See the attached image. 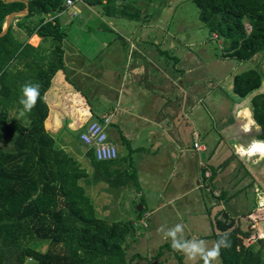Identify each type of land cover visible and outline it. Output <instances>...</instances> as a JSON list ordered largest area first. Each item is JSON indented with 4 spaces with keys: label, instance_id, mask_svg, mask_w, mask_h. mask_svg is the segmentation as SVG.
Instances as JSON below:
<instances>
[{
    "label": "crops",
    "instance_id": "0c3cea01",
    "mask_svg": "<svg viewBox=\"0 0 264 264\" xmlns=\"http://www.w3.org/2000/svg\"><path fill=\"white\" fill-rule=\"evenodd\" d=\"M144 2L147 4V1L139 0L130 9L128 17L121 16L117 9L109 14L101 4L92 5L86 0L84 4H77L50 18L59 20L65 35L60 43L62 67L55 71L45 93L49 109L45 129L57 146L91 175L93 166L87 156L91 148L80 141L79 135L90 122H102L104 116H111L108 142L117 148V157L107 170L111 172L110 179H114V184L101 180L87 185L84 179L81 180L97 214L104 219L111 217L117 221L135 222L131 216V204L134 203L138 212H142H137L139 217L157 216L159 225L168 227L178 222H172L170 217L165 220L160 212L170 208L175 210L172 214L176 216L174 204L178 200L179 215L186 219L179 221L185 225L187 238L198 233L201 236L196 239L212 240L214 244V224L216 219L224 220L222 211L231 218L229 210H234L237 218L231 219L236 227L245 230L249 224L242 218L258 207H264L260 201L262 197L259 198V187L253 186V174L241 160L247 156L239 155V152L235 156L234 145L240 143H236L231 134L235 126L244 134L249 132L244 129L246 120L238 114L244 107L251 110V98L240 99L233 91L230 77V81L225 80L222 84L231 82L226 88V96L230 97V93L236 96L231 97L235 102L233 114L228 113L231 100L225 98L224 92L217 93L219 105L215 103L212 67L200 65L196 61L199 58L191 56L190 52L179 51L181 42L173 38L174 33H170L161 16L149 23V11ZM169 9L173 15L174 10ZM124 18L139 22L126 26L122 24ZM13 29L14 36L23 43L22 48L27 49L22 54V65L16 68L18 58L14 61L13 89L10 100L6 99L9 103L7 124L18 121L29 126V112L21 115L22 108H17L23 107L17 89L19 85L22 87L23 81L37 82L35 71L42 66L49 70L55 46L50 38L37 33L27 37L17 22ZM165 33L171 34L168 39H165ZM27 43L39 49L25 46ZM173 51L175 55H172ZM35 58L44 60L34 69L30 65ZM24 66L28 81L19 76ZM10 103L15 104L11 106ZM214 111H218L216 131ZM2 127L6 128V125ZM252 127L253 131L260 129L257 124ZM220 136L222 140L216 146ZM12 139V136L2 139L0 146L11 147ZM196 142L202 150L195 147ZM222 145L226 146V152L220 151ZM229 160L230 164L214 176V168ZM233 160L238 162L237 166ZM245 178H248L247 182ZM229 187L231 189L227 191ZM248 187V191L256 194L258 205L246 214L234 204L239 193H245ZM223 191L230 199L223 198ZM136 198L140 199L136 201ZM152 198L157 203L149 212L145 209ZM247 219L252 220L251 217Z\"/></svg>",
    "mask_w": 264,
    "mask_h": 264
},
{
    "label": "trees",
    "instance_id": "16d2710c",
    "mask_svg": "<svg viewBox=\"0 0 264 264\" xmlns=\"http://www.w3.org/2000/svg\"><path fill=\"white\" fill-rule=\"evenodd\" d=\"M87 1L92 5L101 4L109 14L117 9L121 16L128 17L130 9L139 0ZM193 1L201 22L212 35L216 34L225 42L222 58L239 62H252L258 57L264 60V0ZM29 2L31 13L16 18L8 33L0 38V142L13 138L11 149L0 146V264H27L30 261L33 264H132L136 258H142L138 253L129 258L131 244L138 242L139 226L136 223H139L98 216L81 184L82 179L87 185L101 180L114 184V179H110L112 174L107 170L113 161L97 160L90 149L87 156L93 171L88 175L77 160L57 146L45 129L49 114L45 93L55 71L62 67L60 43L65 35L59 20L50 18L65 10L67 0ZM26 8L24 2L5 3L0 0V33L11 13ZM15 22L27 37L37 33L50 38L55 46L49 70L42 66L35 71V80L41 85V96L35 108L28 113L29 126L18 121L7 124L9 103L6 99L10 100L13 89L10 72L16 65L14 61L27 49L22 48L23 43L14 36ZM247 25L250 26L249 31ZM25 46L39 49L28 43ZM43 60L35 58L30 67L39 68ZM233 91L242 100L251 98L252 111L248 107L240 110L241 118L246 120L244 129L250 131L256 124L260 127L256 137L259 141L241 152L246 151L245 155L251 157H264V151L256 150L258 146L264 149V142H261L264 141V68L261 63L235 75ZM229 163L230 160L214 168V176ZM247 176L250 175L247 173ZM222 195L224 199H230L226 191ZM233 197L234 194L231 195ZM221 216L224 220L216 219L213 238L216 241L219 234L227 232L231 241V247L221 249L223 264H264V230L258 232V223H264V207L252 211L249 215L251 225L245 230L236 227L226 212L222 211ZM255 225L256 229L253 228ZM256 241H261L259 246ZM165 249L173 250L166 243L157 253V258L164 255ZM176 256L183 264L182 256L179 253Z\"/></svg>",
    "mask_w": 264,
    "mask_h": 264
},
{
    "label": "rangeland",
    "instance_id": "374dc122",
    "mask_svg": "<svg viewBox=\"0 0 264 264\" xmlns=\"http://www.w3.org/2000/svg\"><path fill=\"white\" fill-rule=\"evenodd\" d=\"M144 1H147V4H145L144 2V5H145V8L148 9L149 11V17L147 18V21H149V23L152 19L156 20L161 16L162 18L161 20L162 21L165 20L166 25L170 29V33L171 34L174 33L173 38L178 39V41L181 42V46L178 47L179 51H183L184 54L190 52L191 56H195L201 59V60L199 59L196 60L197 62L200 63V65H204L205 67L207 66L212 67L213 74H214L215 103L219 105L218 103L219 96L217 93L224 92L225 98L229 102L231 100L230 110L228 111V113L233 114V107H234L233 105L235 104V102L232 101L231 97L234 98L236 96H234V93H230V97H227L226 92L228 91L226 90V88H228V85L233 81V78L236 74H239L250 68H254V66L257 65V63L259 64L261 63L262 68H264V60L258 57V58H255L252 62H239L234 59L222 58L221 55L224 54L225 42L221 38H219L216 34L212 35L208 27L205 26L201 22L200 17H199V10L193 0H153V1L144 0ZM162 4L163 5L166 4V5L161 6ZM169 8L174 10L173 15L169 12L170 11ZM166 9H168V11ZM138 22H139L138 20L132 21V19L124 18V20L122 21V24L127 26L130 24H138ZM247 30L248 31L250 30L249 25H247ZM170 33L164 34L165 39L169 38V36L171 35ZM70 34H72V32H70ZM150 34H153V33H150ZM165 49L167 50L168 48L166 47ZM174 53L175 52L173 51L172 55ZM22 64H23V55H20L17 59L16 68H18V66ZM11 74L13 75V71L10 72V76ZM19 74H20L19 76H22L24 80L28 81L27 69H25V66L19 71ZM230 77H232L231 82L225 83V85H223L222 82L225 80L227 82L230 81L229 80ZM24 83L25 82L23 81V84ZM218 84H219V87H218ZM21 88L22 87L19 85L17 89L20 96H21ZM18 98L20 100L21 97H18ZM17 108H23V107L17 106ZM217 112L218 111H214V114H213V117L215 120V125H214L215 131H216V127L218 124ZM238 115L239 117H241L240 112ZM219 123L221 125V120L219 121ZM239 124L241 125L240 121H239ZM235 128L236 126L231 129V134L233 133L232 137L235 139V142L240 143V145H236V146L234 145V149L236 151L235 156H236L238 152H239V155L245 154L246 151L241 152L243 150L242 146H244L246 149L251 147L252 144L255 142L256 137L260 132V129L258 130L255 129L253 131L254 128L251 126L250 131L244 134L242 132L243 130L235 129ZM225 137L228 138L227 135H225ZM213 138L215 140V137ZM221 140H222V136H220L216 146H218L219 141ZM261 142H264V141H261ZM209 144H211V142ZM224 144L226 145V143ZM216 146L213 149H215ZM6 147H9V146H6ZM11 148H12V145L10 149ZM256 150L264 151V149L261 146L256 147ZM220 151L226 152V146L222 145L220 147ZM245 156L247 157L243 159L241 158V160L244 162L245 167L250 172H252L251 174L254 175V176L252 175L254 179L253 186L259 187V190L261 191L259 198L262 197L260 201L264 205V194H263L264 193V157L257 155V157H254L253 159H251V156L249 155H245ZM215 163H217V161ZM232 163H234L235 166L238 165V162L236 160H233ZM247 179L248 178H245V182ZM229 189L231 188L230 187L227 188V191ZM136 199H137L136 201H138L140 198H136ZM235 200H236V203L234 205L237 208H240V210L245 211L246 214H248V212H251L258 205L256 194L248 190L245 193L243 192L239 193V196ZM156 203H157V200L155 198L148 200V205L145 210L151 212L152 207ZM136 207L137 206L134 203L131 204L132 219H134L136 222L139 223V229L137 231L138 242L131 244V247L129 248V258H131V256L133 255H136L137 253L142 255V258H136L135 260L132 261V264H180V261L176 256V254L178 253L180 254V252L174 249L173 250L165 249L164 255L161 258H157L156 255L161 249V247L164 246L166 243L172 246V242L171 240L169 241L164 240L162 234L158 232V229L163 225H159L157 216H153L152 218L142 219L141 217H139V214L136 211L138 207L137 208ZM174 207H176V212H177L176 216L172 214L175 210H170V208L162 209V211L160 212V216H162L165 220H166V217H170L172 222L181 223L179 220L185 221L186 219L183 216L179 215L181 211H180V203L178 200L174 204ZM101 211L105 212L107 210L101 209ZM229 211H230L229 213H230L231 218L233 219L237 218L234 210L230 209ZM247 218H249V215H245L242 218V221L245 223L247 222L248 224L251 225V220ZM144 221H146L148 224L146 228L143 226ZM258 224H259L258 231L261 233V231L264 230V223H258ZM174 225L175 224L172 223L171 225H168V227L170 228ZM166 226L167 225H165V227ZM192 234L194 235H192L190 239H196V238H199V236H201L198 233H192ZM206 241L209 247H211L212 242H214L212 240H206ZM260 243L261 241L255 242L257 246H259ZM43 249H45V247ZM181 256H182L181 259H182L183 264H185V262L186 264H192V262L188 261L182 253H181ZM27 264H33V263L30 261ZM195 264H203V261L197 260ZM213 264H223L222 258L219 256L217 260L213 261Z\"/></svg>",
    "mask_w": 264,
    "mask_h": 264
},
{
    "label": "clouds",
    "instance_id": "9594fccd",
    "mask_svg": "<svg viewBox=\"0 0 264 264\" xmlns=\"http://www.w3.org/2000/svg\"><path fill=\"white\" fill-rule=\"evenodd\" d=\"M41 85L38 82H25L21 88L20 104L23 106L21 115L31 112L41 96ZM158 232L162 234L164 240H171L172 248L182 253L188 261L195 264L197 260H202L203 264H212L221 255V249L231 247L229 233L219 234L214 244L209 247L204 239H189L185 233V225L177 223L172 227L161 226Z\"/></svg>",
    "mask_w": 264,
    "mask_h": 264
},
{
    "label": "built area",
    "instance_id": "2783aa9c",
    "mask_svg": "<svg viewBox=\"0 0 264 264\" xmlns=\"http://www.w3.org/2000/svg\"><path fill=\"white\" fill-rule=\"evenodd\" d=\"M86 0H67L65 3V9H73L77 4H84ZM111 122V116L106 115L103 121H92L80 133V141L91 148L97 160H113L117 157V148L108 142V132L107 128ZM195 147L198 150H202L201 145L197 142ZM137 226L139 224L136 223ZM143 226L146 228L148 226L147 222H143ZM256 229V225L253 227Z\"/></svg>",
    "mask_w": 264,
    "mask_h": 264
},
{
    "label": "water",
    "instance_id": "95a60500",
    "mask_svg": "<svg viewBox=\"0 0 264 264\" xmlns=\"http://www.w3.org/2000/svg\"><path fill=\"white\" fill-rule=\"evenodd\" d=\"M3 1H5V3L24 2L27 5V8L22 11L13 12L7 17L4 29L0 33V38L4 37L8 33L9 28L11 27V25L13 24L16 18L24 17L27 16L29 13H31L29 0H3ZM203 157H205V152H203ZM141 210L142 209L139 207V211Z\"/></svg>",
    "mask_w": 264,
    "mask_h": 264
}]
</instances>
